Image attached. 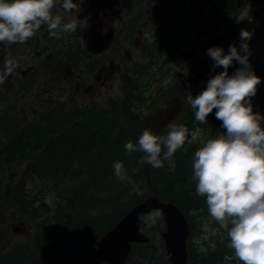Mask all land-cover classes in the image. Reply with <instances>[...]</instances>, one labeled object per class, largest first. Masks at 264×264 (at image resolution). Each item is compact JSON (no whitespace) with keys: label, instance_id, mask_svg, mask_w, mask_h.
I'll list each match as a JSON object with an SVG mask.
<instances>
[{"label":"trees","instance_id":"trees-1","mask_svg":"<svg viewBox=\"0 0 264 264\" xmlns=\"http://www.w3.org/2000/svg\"><path fill=\"white\" fill-rule=\"evenodd\" d=\"M240 43V40H231L224 46L220 38H214L209 48L221 47L227 53L231 45L239 48ZM237 65L241 66L234 61L229 74ZM257 70V76L264 82V63ZM203 90L193 92V98ZM136 101H144L142 92L128 90L122 101L114 100L111 104L81 111L76 108L56 111L28 123L0 113V264H72L73 256L78 257L82 248L79 243L92 240L93 244L149 196L143 173H151L156 193L179 206L189 217L186 212L194 203L191 194L196 181L193 180V163L186 158L193 156L194 151H189L185 144L178 149L172 158L174 171L169 170L167 161L159 169L147 163L143 164L145 169L139 168L142 153L128 155L124 148L130 139L137 141V132L133 130L143 113L137 110ZM253 105L255 107V103ZM188 107L177 124L186 126L189 136L197 126L210 131L212 136L224 131L222 122L215 118L216 110L209 114L208 123L200 124L190 104ZM115 161L124 164L127 174L143 190V196L136 195L130 184L115 176ZM185 186L189 190H185ZM35 191L38 194L56 191L54 198H58V202L51 208L44 199L38 200ZM196 206L198 208V204ZM15 218L35 225L42 222L41 242L37 243L35 252L23 244L10 248L9 223ZM49 222H55L63 246L71 253L61 256L57 246L51 245ZM189 224L194 232V222L189 219ZM61 225L69 231L62 232ZM150 246L134 247V252L139 250L140 253L136 262L170 264L165 253L157 257L158 249L152 252ZM194 246L188 245V264H216L221 259L220 249L213 251L207 246L209 250L197 255ZM133 254L129 261H134Z\"/></svg>","mask_w":264,"mask_h":264},{"label":"clouds","instance_id":"clouds-1","mask_svg":"<svg viewBox=\"0 0 264 264\" xmlns=\"http://www.w3.org/2000/svg\"><path fill=\"white\" fill-rule=\"evenodd\" d=\"M57 4L66 13L79 11L74 0H0V43L23 44L42 25L56 39L78 28H87L86 18L71 16L65 22L60 14L53 12ZM251 38L252 34L242 29L239 48L233 44L227 53L221 47L208 49L213 67L224 70L213 76L195 98L188 97V103L196 122L208 123L209 114L216 110L215 118L222 122L224 129L194 153L196 194L206 198L210 216L227 230L228 246L234 250L236 260L241 264H264V115L253 111L252 98L261 78L250 63L252 53L248 41ZM234 61L241 67L230 75L228 69ZM14 67L13 60L7 59L5 75ZM168 127L167 135H157L146 127L135 143H125L127 154L140 152L138 163L157 169L167 161L169 170L174 171L172 158L184 146L189 129L175 123ZM113 169L119 180L130 184L136 195L143 196L140 185L127 174L121 161H115ZM161 218L159 209L137 216L148 227ZM199 250L206 252L204 248Z\"/></svg>","mask_w":264,"mask_h":264},{"label":"flooded vegetation","instance_id":"flooded-vegetation-1","mask_svg":"<svg viewBox=\"0 0 264 264\" xmlns=\"http://www.w3.org/2000/svg\"><path fill=\"white\" fill-rule=\"evenodd\" d=\"M188 1L74 0L79 11L72 13L64 12L57 4L53 12L60 14L65 22L71 16L86 18L87 28H78L56 39L42 25L23 44L9 46L0 43V104H11L7 105V109L0 110L9 111L19 121L27 122L24 115L28 110L38 111L33 109L44 107L49 97L57 96L49 94V90H70L68 99L72 97L74 102L77 95L80 105H74L80 111L118 100L107 97L105 103L98 104L97 99L110 90H122L123 96L126 90H157L158 96L159 90L168 89V85L161 87V49L166 53L165 59L173 62L177 61L174 52L184 46H192L196 55L186 58L191 51L185 53L183 50L182 63L177 66L181 68L176 78L168 81L173 90V83L184 76L186 69L190 80L181 82L185 84L179 90H195L193 79L198 66L190 62L205 43L210 49V42H205L202 35L203 24L195 25L190 20L192 7ZM202 5L200 3L197 8ZM174 10L180 12L179 16L175 17ZM193 32L197 33L195 40L190 39ZM217 38L223 43L221 37ZM162 39L163 47L159 46ZM172 53L173 59L170 58ZM7 59L13 60L15 67L5 75ZM168 95H171L170 90L165 93V96ZM149 100L150 103L145 101L147 105L157 101V98ZM155 108L153 104L149 106V109Z\"/></svg>","mask_w":264,"mask_h":264},{"label":"rangeland","instance_id":"rangeland-1","mask_svg":"<svg viewBox=\"0 0 264 264\" xmlns=\"http://www.w3.org/2000/svg\"><path fill=\"white\" fill-rule=\"evenodd\" d=\"M203 3L202 6L197 8V5ZM188 4L192 7V15L190 20L194 21L195 25L203 24V33L205 37V42H212V40L216 37H221L224 41L222 44L227 45L231 40H240V32L242 29L248 30L252 34V38L248 41L251 49L252 55L250 56V63L253 70L258 72L257 69L261 67L264 63V0L256 3L254 0H189ZM173 14L175 17L179 16L180 12L178 10H174ZM221 27H220V25ZM220 27V28H219ZM196 32L191 34L190 39L195 40ZM161 40L159 46L163 43ZM200 46H198L199 48ZM188 53L193 50V47L184 46L179 48V51H175L174 59L177 61H167L165 58L166 53L164 49H161V64H162V84L161 87L168 85V89L170 90L171 95L163 96L165 93L164 90L158 91L157 90H138L139 92H143V103H136V107L138 111L143 113L142 117L137 120L136 128H134L133 132H137V139L139 138L140 134L143 130L147 128H151L153 132L155 131V127L158 126L166 117L169 115L172 116L171 124L178 122L179 119L183 118V114H185V109L188 107V97L196 94L198 87L207 86V82L216 74L223 71L222 67L214 68L213 64L214 61L208 55V47L207 43L201 46L200 53L191 60L192 65H197L198 70L197 74L193 79V85L195 90H179V87L183 86L185 83H181L186 80H190L189 75L187 74V70H184V76L179 77L176 83H173V90H171V82L168 80L176 78L177 71L181 68V66L177 67L182 63L181 54ZM170 58L173 59V53L170 55ZM241 66H236L234 70H237ZM262 76V74H261ZM165 81H168L166 84ZM180 83V85H177ZM177 86V88H175ZM70 90H49V94H56L54 98L50 97L47 100V105L42 108L33 109L38 111L28 110L24 115L25 120L34 121L43 117L48 116L49 113H54L56 111H63L70 108L78 109L80 105V101L77 95H75V101L73 102V98L69 97ZM260 94L258 97L257 94ZM122 90H110L108 91L102 98L97 99L98 104H103L106 102L104 101L107 97H114L119 101H122ZM47 94H45L46 96ZM254 97H256L254 99ZM252 98V104L255 103V107L253 105V111L259 112L260 114L264 115V82L257 86V93ZM121 98V99H119ZM150 98H157L155 102V109H149V106L152 104H148L145 102L147 101L150 103ZM162 101H161V99ZM51 102V103H50ZM95 102V101H94ZM101 102V103H100ZM78 107H75V105ZM7 105H11L9 103L0 104V109H7ZM14 105V104H12ZM48 109H45L47 108ZM189 108V107H188ZM40 109V110H39ZM136 110V111H137ZM3 114L10 115L9 111L0 110ZM138 113V112H137ZM157 113V117H156ZM147 118H150L147 120ZM155 121V126L151 127V123ZM169 129V127H168ZM195 133V136L192 134L188 137L185 142V147L189 149V151H195L203 145L205 141L208 139L215 138L216 136H212L210 131L205 130L202 127H196L195 130L192 132ZM164 134V133H162ZM4 141V140H3ZM133 143L136 141L130 139ZM186 154V151H185ZM193 156L186 158L188 161L193 163ZM139 168L145 169L146 166L138 165ZM143 181L145 182V188L149 190V196L154 197H161L164 199L161 194L156 193V182L151 177V173H143L142 176ZM180 183L182 181H179ZM193 205L191 208H187V214L189 216L188 219L193 221L195 224V230L192 234L189 242L190 244H194V248L196 254H202L204 252L200 251V248H204L209 250L216 251L220 249L218 255H220L221 259L217 261L216 264H241L238 262L234 256V250L229 248L230 238L227 236V230L221 228L218 222L212 219L208 212L206 198L198 196L196 194V185L193 186ZM41 187L38 188L40 190ZM185 190H189L188 186L184 187ZM38 200L44 199L46 205H50L51 208L58 202V198H54L56 196V191H48L45 193L38 194ZM165 200V199H164ZM200 203V205H199ZM198 204V208L196 205ZM125 216V215H124ZM123 216V217H124ZM49 217V216H48ZM122 217V218H123ZM49 218H52L50 216ZM121 218V219H122ZM203 218V220H201ZM44 221V220H42ZM51 226L48 228V232L50 233V243L52 246L58 248L60 250V255L64 256L67 253H71L69 250L63 246V238L58 233V227L54 225L55 222H49ZM42 222L38 225L34 223H27L20 221L18 218L11 219L9 223V236L10 242L9 246L12 249L19 247V245H27L32 251H36L37 243L41 242V236L39 234V230L42 226ZM215 225V226H212ZM62 232L69 231V229L65 228L63 225ZM231 227V225H229ZM142 230L140 233L146 236H150L153 241L150 243H146V245H151L150 250H157V257L162 255L163 253L166 254L165 244L163 241V233L166 230L165 222L163 218L159 219L156 224L151 227L147 225L142 226ZM37 234V238H36ZM100 239V238H99ZM97 239L93 244L92 240L89 243H79L82 248L78 253V257H74V262L72 264H104L99 258L96 256V242L99 240ZM198 241V242H197ZM138 246V245H135ZM134 252V250H133ZM139 250L134 252L133 259L134 261H129L128 264H143L141 262H136L137 256H139ZM228 257V259H225ZM170 261V260H168ZM147 264V263H145Z\"/></svg>","mask_w":264,"mask_h":264},{"label":"water","instance_id":"water-1","mask_svg":"<svg viewBox=\"0 0 264 264\" xmlns=\"http://www.w3.org/2000/svg\"><path fill=\"white\" fill-rule=\"evenodd\" d=\"M255 1L259 2L260 0ZM195 55L196 52L191 51L186 55V58ZM171 120L172 116L170 115L158 126V130H162ZM152 209L161 210L163 220L167 224L163 239L171 264H187L189 259L187 241L190 235L187 217L177 205L157 196L147 197L143 202L133 207L124 218L96 242L97 258L107 264H125L131 255L134 244L149 243L150 238L140 233L142 222L137 220V216L139 213H147Z\"/></svg>","mask_w":264,"mask_h":264},{"label":"bare ground","instance_id":"bare-ground-1","mask_svg":"<svg viewBox=\"0 0 264 264\" xmlns=\"http://www.w3.org/2000/svg\"><path fill=\"white\" fill-rule=\"evenodd\" d=\"M143 102H144V101H136L137 104H139V103H143Z\"/></svg>","mask_w":264,"mask_h":264}]
</instances>
